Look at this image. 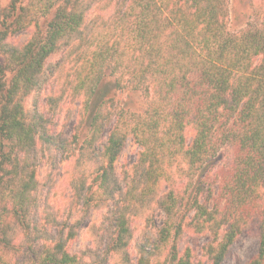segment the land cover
Listing matches in <instances>:
<instances>
[{
    "label": "trees",
    "instance_id": "1",
    "mask_svg": "<svg viewBox=\"0 0 264 264\" xmlns=\"http://www.w3.org/2000/svg\"><path fill=\"white\" fill-rule=\"evenodd\" d=\"M234 21L229 0H0V264H222L249 228L244 264H264V12ZM75 102L67 140L56 117ZM58 155L79 219L58 220L65 191L38 195ZM91 210L92 245L71 253ZM185 231L210 238L198 258Z\"/></svg>",
    "mask_w": 264,
    "mask_h": 264
},
{
    "label": "rangeland",
    "instance_id": "2",
    "mask_svg": "<svg viewBox=\"0 0 264 264\" xmlns=\"http://www.w3.org/2000/svg\"><path fill=\"white\" fill-rule=\"evenodd\" d=\"M230 11L232 14V18L235 17V21L233 23V27L235 23L243 24L244 22L251 21L252 19L257 18L258 15L264 12V0H229ZM232 27V29H233ZM238 29V28H237ZM31 31L26 30L23 31L13 37L14 43H23L30 36ZM58 58L55 56L51 58V61H55ZM48 60L47 63L50 61ZM54 86H49V88L42 93V97L53 90ZM109 89L108 86L104 87L106 91ZM129 91L117 92L116 98L120 101L121 104L128 103L127 99H129ZM134 103L136 101L140 103L141 99L134 97ZM67 102V101H66ZM43 103V101H42ZM79 107V103L75 102L73 105H69L65 103L62 106L61 112L56 117V133H61L63 137L67 140L72 139L74 126L76 124L77 119V109ZM139 147L133 142V140L129 137L125 143V148L122 151L119 159L115 163L116 173L120 175L123 167L131 168V166L135 163L137 154L139 152ZM43 159V158H41ZM58 165L57 168H51L49 166L48 159L42 160L40 165V169L38 171L39 180L41 183H45V186H41L38 192L39 198L44 203V199H48V202H51L52 193L54 191H65L67 196L65 198H60L54 203H52L53 209L57 212L58 220L63 221L68 217H72L71 219H79L80 213L79 211L73 207H70V197L69 192L66 189V185L64 183V175L63 170L65 166L64 157L58 155L57 156ZM49 175L50 180H47L46 177ZM104 214V210L96 211L91 210L87 217L83 220L82 227L78 230L76 239L70 245L71 253H78L79 251L85 249L86 247H90L92 245L91 239L87 236V229L90 224L98 225L101 221V217ZM162 220V214L156 213V222L160 224ZM144 223L136 221L132 224V229L134 232V237L137 238L141 232H146L149 235V239L153 240L154 235L144 229ZM258 233L259 230L257 228H249L245 230L238 239L231 245L229 248L228 254L225 257L222 264H244L247 260L253 257L258 248ZM210 240L207 234H194L189 231H185L180 242V251L188 246L193 252L194 257L198 258L200 254V248L203 244L207 243ZM130 255L133 261L135 260L134 251L130 249Z\"/></svg>",
    "mask_w": 264,
    "mask_h": 264
}]
</instances>
